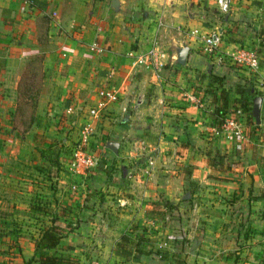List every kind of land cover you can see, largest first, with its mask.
Masks as SVG:
<instances>
[{
	"label": "crops",
	"instance_id": "crops-1",
	"mask_svg": "<svg viewBox=\"0 0 264 264\" xmlns=\"http://www.w3.org/2000/svg\"><path fill=\"white\" fill-rule=\"evenodd\" d=\"M24 1L0 0V125L15 108L8 67L20 58L1 47L12 45L14 29L33 46L23 45L24 52L44 47L43 64L57 84L37 103L36 134L67 146L87 135L98 165L73 168L60 149L64 165L44 176L42 168H28L24 151L18 167L2 149L0 264H40L35 245L52 224L62 234L50 253L76 260L67 264H264V0H231L226 14L216 0ZM187 29L219 31L220 53L199 51ZM153 44L169 57L157 72L135 62ZM238 48L256 53V69L223 58ZM239 84L262 98L259 123L235 105ZM108 87L118 101L99 111L98 91ZM194 187L209 201L195 205L194 226L206 223L189 230L199 240L189 250L179 228ZM122 236L130 239L126 254L117 246Z\"/></svg>",
	"mask_w": 264,
	"mask_h": 264
},
{
	"label": "rangeland",
	"instance_id": "rangeland-1",
	"mask_svg": "<svg viewBox=\"0 0 264 264\" xmlns=\"http://www.w3.org/2000/svg\"><path fill=\"white\" fill-rule=\"evenodd\" d=\"M23 31L24 30H21V32ZM8 38V44L11 42L12 45H1V47L10 48V51L14 49V52L12 54H14L16 57L18 56L20 58V61L17 64L16 62L13 63L12 61V63L8 67V71H10V73H14L10 83L12 86L17 85V87L14 95L10 98L15 104V108L9 111V122L6 126L0 125V135L4 134L3 138H0V152L3 151L2 149H6L4 151L9 157V159L7 160H14L20 163V159L22 158L17 157V154H19V151L20 154L22 151H24V153H27L29 155L26 161V163L29 164L28 168H35L37 169L36 171H38V169L41 170L42 168L43 175L45 176L46 172L50 173L51 170L49 168H52V171L54 172L60 170V165H64L65 158L63 156L62 158L60 157L61 161H63V163H61L59 162V157L57 156L60 149H66L68 158L71 157L70 159L74 160L79 141H71V143L67 146V144H65V142H63L62 140L54 139L50 141L46 136H44V134H41V136L36 134L39 131V128L34 124L37 118L35 114L36 112H38L37 103L39 105V102L46 101L47 97L52 95L49 94L51 93L49 90H52V93H54L57 84L51 70L45 68L43 64L42 59L44 55V47L32 48V53L24 52L22 50L24 46L25 48H30L33 46L28 43L29 41L27 39H23V36L19 32V30H9ZM198 49L199 51H204L202 45ZM18 75H20V79H18ZM55 98L58 100L61 98V96L57 94ZM19 139L20 141H18ZM18 143H20V145ZM91 148V146H87L85 150H90ZM36 153H40V157ZM19 166H21V163L18 165V167ZM14 168H17V166H14ZM33 171L34 170H32V172ZM195 190L198 189L195 188ZM195 190L193 188L187 189L185 198L186 201H184L185 210H183L186 215L184 217L186 221L184 223L180 221L181 224L179 228L181 231L185 232L184 235L179 238V242H181V244L185 246V248L188 247L189 250L191 248L195 249V247L199 245V240L196 235L193 234V236H188L189 230H191L192 226L197 230L203 229L204 224L206 223V221H204L202 223H199L198 226H194V219L199 213V211L195 209V205H197V202L209 201L208 196L204 198L202 194L198 193L199 190L196 191L194 195ZM31 201L34 200L31 199ZM168 207L169 216L176 218L174 209L175 206L173 204H170ZM129 243L128 241H126L124 243V246L128 247ZM202 256H204L205 258L204 261L209 262V253L206 252Z\"/></svg>",
	"mask_w": 264,
	"mask_h": 264
},
{
	"label": "built area",
	"instance_id": "built-area-1",
	"mask_svg": "<svg viewBox=\"0 0 264 264\" xmlns=\"http://www.w3.org/2000/svg\"><path fill=\"white\" fill-rule=\"evenodd\" d=\"M24 2L29 3V1L27 0H25ZM216 3L220 13L226 14L229 12L231 7V0H216ZM157 23L158 26L164 25V22L160 20H158ZM178 29L180 30L181 28L178 27ZM186 33L199 39L206 54L214 55L220 53L219 50L220 45L222 43V34L219 31L213 30L209 33H206L205 35H200L198 34L196 29H187ZM92 47L97 52H102L104 50V48L96 42L92 43ZM168 58L169 57L167 54V50L162 49L157 44H153L150 46V48L145 51V53L136 54L135 62L139 65L146 64L148 65V67L152 68L153 70H155V72H157L164 67ZM223 58H227L230 61H233L232 63L239 64L240 66L248 67L250 69H256L258 67V57L252 49L238 48L231 53L223 54ZM98 94L100 96V100L97 105V109L99 111L107 108L108 105L115 103L116 101H118L119 98L118 92L114 87L102 88L98 91ZM190 100L195 104L199 103V99L194 97V95L190 97ZM237 108L239 109V111H243L241 103L237 104ZM223 121L224 124H226L227 126H231L236 133H241V126L239 127V125L233 122L232 120L228 121L227 119H223ZM86 130L88 131L90 130V128L86 126L85 131ZM78 141L79 143L77 146V151L75 152L74 163L72 164V166L75 168L84 169L86 167L98 165V157L92 154L90 150H85L89 143L87 141V135L81 136ZM122 205H124V203H122Z\"/></svg>",
	"mask_w": 264,
	"mask_h": 264
},
{
	"label": "trees",
	"instance_id": "trees-1",
	"mask_svg": "<svg viewBox=\"0 0 264 264\" xmlns=\"http://www.w3.org/2000/svg\"><path fill=\"white\" fill-rule=\"evenodd\" d=\"M236 92L239 94L238 99L236 100V104L241 103V107H243V110H247L248 113L251 115V104L252 100L255 96L254 92L251 91V88L244 84L237 85ZM223 97V102L226 104L227 99L226 97ZM251 117V116H250ZM220 158L222 156H219L217 159V164H222L223 161H220ZM219 164V165H220ZM61 229L59 226L52 224L49 226L41 236V238L37 241L36 247H35V255L37 254L40 264H67V263H76V260L70 258V257H64V256H57L53 253H50L51 250L57 245L61 238ZM130 241L128 237L122 236L120 239V242L117 244L119 250H122L121 252L123 254H126L127 250L124 246V243Z\"/></svg>",
	"mask_w": 264,
	"mask_h": 264
},
{
	"label": "water",
	"instance_id": "water-1",
	"mask_svg": "<svg viewBox=\"0 0 264 264\" xmlns=\"http://www.w3.org/2000/svg\"><path fill=\"white\" fill-rule=\"evenodd\" d=\"M188 53V47L184 46L179 48L177 52V61L181 64H184L186 61ZM262 98L260 96H256L252 100V115L256 121V123L260 122V109H261ZM108 148L112 151H117V144L114 142H109L107 144Z\"/></svg>",
	"mask_w": 264,
	"mask_h": 264
}]
</instances>
